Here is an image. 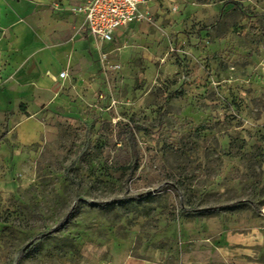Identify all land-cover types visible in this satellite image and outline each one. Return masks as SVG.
<instances>
[{"label": "rangeland", "instance_id": "374dc122", "mask_svg": "<svg viewBox=\"0 0 264 264\" xmlns=\"http://www.w3.org/2000/svg\"><path fill=\"white\" fill-rule=\"evenodd\" d=\"M144 11L0 147V264H264V0Z\"/></svg>", "mask_w": 264, "mask_h": 264}, {"label": "crops", "instance_id": "0c3cea01", "mask_svg": "<svg viewBox=\"0 0 264 264\" xmlns=\"http://www.w3.org/2000/svg\"><path fill=\"white\" fill-rule=\"evenodd\" d=\"M88 1L0 0V147L10 136L18 147L42 141L53 131L56 109L67 108L64 85L84 81L92 68L100 69L84 14L68 11ZM172 1L180 3L146 0L139 10L152 12ZM142 25L119 28L105 51L112 56L116 40Z\"/></svg>", "mask_w": 264, "mask_h": 264}, {"label": "built area", "instance_id": "2783aa9c", "mask_svg": "<svg viewBox=\"0 0 264 264\" xmlns=\"http://www.w3.org/2000/svg\"><path fill=\"white\" fill-rule=\"evenodd\" d=\"M146 0H90L73 12L84 14V24L94 42L98 62L102 71L109 72L118 66L110 63V56L104 49L105 44L112 43L113 36L119 28L133 23H140L146 17L140 11V5ZM66 72L61 73L64 77Z\"/></svg>", "mask_w": 264, "mask_h": 264}, {"label": "trees", "instance_id": "16d2710c", "mask_svg": "<svg viewBox=\"0 0 264 264\" xmlns=\"http://www.w3.org/2000/svg\"><path fill=\"white\" fill-rule=\"evenodd\" d=\"M233 5H236L235 3H233ZM208 210H213V208L212 209H208Z\"/></svg>", "mask_w": 264, "mask_h": 264}]
</instances>
